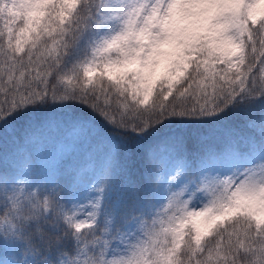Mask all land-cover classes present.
Here are the masks:
<instances>
[{
  "label": "snow or ice",
  "instance_id": "obj_1",
  "mask_svg": "<svg viewBox=\"0 0 264 264\" xmlns=\"http://www.w3.org/2000/svg\"><path fill=\"white\" fill-rule=\"evenodd\" d=\"M0 264H264V0H0Z\"/></svg>",
  "mask_w": 264,
  "mask_h": 264
}]
</instances>
